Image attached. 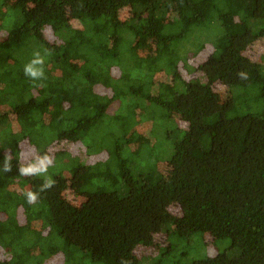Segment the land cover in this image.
Returning <instances> with one entry per match:
<instances>
[{
    "label": "trees",
    "instance_id": "obj_1",
    "mask_svg": "<svg viewBox=\"0 0 264 264\" xmlns=\"http://www.w3.org/2000/svg\"><path fill=\"white\" fill-rule=\"evenodd\" d=\"M206 28L219 35L197 67L204 82L182 70L196 50L187 44ZM0 30V264L58 253L64 264H142L140 248L156 254L179 241L207 245L192 264H264V60L246 55L264 37V0H0ZM153 45L154 56L140 57ZM36 51L45 78L34 81L24 65ZM160 72L176 88L171 98L152 91ZM159 115L183 126L166 130L167 149L134 172L122 155L155 148V130L143 127ZM103 124L109 134L88 147ZM25 139L40 156L81 141L104 158L79 162L70 177L22 176ZM46 177L54 186L29 204L24 193Z\"/></svg>",
    "mask_w": 264,
    "mask_h": 264
},
{
    "label": "rangeland",
    "instance_id": "obj_2",
    "mask_svg": "<svg viewBox=\"0 0 264 264\" xmlns=\"http://www.w3.org/2000/svg\"><path fill=\"white\" fill-rule=\"evenodd\" d=\"M130 9L128 7L123 8L121 10V19L125 20L130 15ZM75 25V23H74ZM205 33L202 37L198 38L194 36L195 45L187 44V49L193 50L196 47V50L194 52H189V58L187 59V65L188 67L183 69L182 71L188 72L187 76L189 79L197 80L201 79L202 81H206L204 75L199 72L197 69L198 65L200 64V61L205 59L207 54L212 50L213 48V41L216 40V37L219 35V31L216 32L213 31L212 28H206L204 29ZM4 30H0V38L4 37L5 35ZM203 34V33H202ZM201 34V35H202ZM48 37H53L50 33L47 34ZM54 38V37H53ZM201 46L202 50H198L197 47ZM142 48V47H141ZM156 46L153 45L151 48H142L139 50L140 57L142 58H150L156 54L155 50ZM186 49V50H187ZM246 55H248L251 59L256 61L257 63L261 64L264 60V37H259L247 50ZM119 71V70H118ZM117 71V72H118ZM164 73V72H163ZM119 74H115V77H119ZM158 77H155L154 81L156 83L161 84V88L153 89L152 91L156 93L157 95L162 96V98H171L173 94L175 93L176 88L173 86V84H170V78L166 77L165 74L158 73ZM154 86H159L158 84H155ZM214 89L224 93L226 91V86H224L222 83H215ZM120 107V103H118L115 106H112L109 111V116H112L115 111H117ZM126 108V107H125ZM2 113L8 112L9 107L8 106H2ZM161 114V113H159ZM13 115V114H10ZM178 120V116H174ZM14 119V117H13ZM104 125V124H103ZM175 126H183L181 122H176L174 124L173 119H166L163 116H157V118L154 120V122L149 123L147 122V125L143 127L145 130V133L149 134L150 137L152 136L151 132L155 130L156 137L158 138V143L151 151L149 148H146L144 151H142L139 155L133 156L131 153H124L122 156L130 159V164L132 168L135 170L134 172L140 173L144 170H148L149 166L154 164L152 163V160L154 159L152 157V154L157 155V153H160L161 151H164L167 149V136H166V130H169V128ZM153 128V129H152ZM101 130L105 134L108 133V126L104 125L102 129H99L98 131H94L89 138L85 140V144L88 147L92 146V135L93 137H96L97 135H100ZM109 134V133H108ZM152 139L155 141V138L152 137ZM83 142H73V143H52L48 148V156L51 157L53 163L52 166L48 168V171L46 174L55 173V172H62L64 176L70 177L71 171L70 169L79 164V162L82 163H89L98 161L104 158L103 154L100 153L99 155L95 156L94 158H90V156H93L95 152H92L90 149V152H88V149L86 145ZM21 152H20V158L24 162H30L32 160H35L36 158L40 157L38 153V150L36 147L29 142L28 140H24L20 142ZM172 149V148H171ZM65 150L69 154H67V157H58L56 154L61 151ZM172 152V150H171ZM170 152V153H171ZM60 153V152H59ZM91 154V155H90ZM16 191H21V186L15 185L14 187ZM66 196L69 200L73 202H77L79 200V197L75 195V193L72 192V190H67ZM25 216L20 213V220L24 222ZM214 247V246H213ZM212 246L209 248L208 252L210 254H214L217 252L216 249H214ZM207 245L204 247H200V244L198 241L192 243L191 245L186 244L183 241H179L177 244V248L175 250H171L168 246H166L161 253L159 251H156V254H152L151 252H148L150 250H147L145 248H140L138 250L139 255H143L141 261L142 264H192L194 260L199 258L203 255L204 252L207 250ZM3 250V249H2ZM147 250V251H145ZM148 254V255H146ZM28 255L25 253V257ZM45 264H64L63 258L60 253L56 254L55 256L46 259Z\"/></svg>",
    "mask_w": 264,
    "mask_h": 264
},
{
    "label": "clouds",
    "instance_id": "obj_3",
    "mask_svg": "<svg viewBox=\"0 0 264 264\" xmlns=\"http://www.w3.org/2000/svg\"><path fill=\"white\" fill-rule=\"evenodd\" d=\"M44 63L45 57L42 56L39 51L34 52L33 58L24 65V75L34 81L45 78L43 67L39 71L34 67L35 65L43 66ZM237 75L240 77V79H247V73L245 72H239ZM52 163L53 161L51 157L45 154L36 158L35 160L18 166V174L22 176H45L48 168L52 166ZM11 170V156L10 153H6L4 156L3 171L10 172ZM54 184L55 180H53L51 177H46L37 191H27L24 193L27 202L29 204H35L39 198V194L52 188Z\"/></svg>",
    "mask_w": 264,
    "mask_h": 264
}]
</instances>
